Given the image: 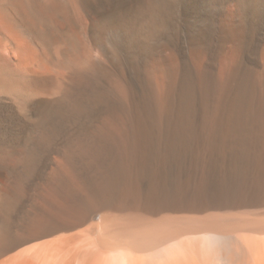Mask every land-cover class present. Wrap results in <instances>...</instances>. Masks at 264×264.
Instances as JSON below:
<instances>
[{"label": "bare ground", "instance_id": "6f19581e", "mask_svg": "<svg viewBox=\"0 0 264 264\" xmlns=\"http://www.w3.org/2000/svg\"><path fill=\"white\" fill-rule=\"evenodd\" d=\"M0 264H264V0H0Z\"/></svg>", "mask_w": 264, "mask_h": 264}]
</instances>
